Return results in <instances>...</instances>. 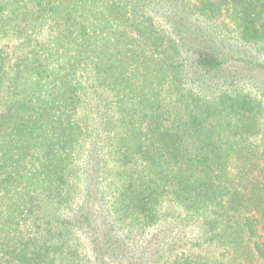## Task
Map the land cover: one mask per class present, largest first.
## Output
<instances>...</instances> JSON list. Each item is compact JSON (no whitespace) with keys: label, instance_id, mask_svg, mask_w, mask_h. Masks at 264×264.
<instances>
[{"label":"trees","instance_id":"trees-1","mask_svg":"<svg viewBox=\"0 0 264 264\" xmlns=\"http://www.w3.org/2000/svg\"><path fill=\"white\" fill-rule=\"evenodd\" d=\"M0 264H264V0H0Z\"/></svg>","mask_w":264,"mask_h":264}]
</instances>
